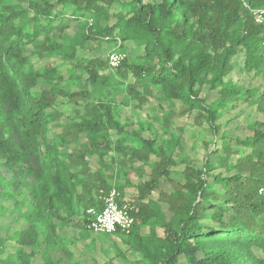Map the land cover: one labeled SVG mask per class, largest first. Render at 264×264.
I'll list each match as a JSON object with an SVG mask.
<instances>
[{
  "label": "trees",
  "instance_id": "1",
  "mask_svg": "<svg viewBox=\"0 0 264 264\" xmlns=\"http://www.w3.org/2000/svg\"><path fill=\"white\" fill-rule=\"evenodd\" d=\"M258 9L264 0H0V201L23 223L0 234V264H69L60 230L79 215L89 229V210L127 188L136 190L128 202L135 224L106 234L114 238L107 264H178L182 256L187 264H264V123L251 125V139H235L238 149L223 135L202 167L187 162L175 172L179 139L153 123L121 121L114 95L142 107L157 90L162 108L182 102V114L195 113L215 138L235 102L264 113V88L256 98L231 78L239 54L244 70L264 76ZM104 41L139 55L114 70L78 57ZM205 87L219 93L215 102L202 97ZM60 99L77 105L75 116L58 110ZM165 113L164 134L172 121ZM165 182L172 190L153 199Z\"/></svg>",
  "mask_w": 264,
  "mask_h": 264
},
{
  "label": "rangeland",
  "instance_id": "2",
  "mask_svg": "<svg viewBox=\"0 0 264 264\" xmlns=\"http://www.w3.org/2000/svg\"><path fill=\"white\" fill-rule=\"evenodd\" d=\"M76 30V24L72 21L68 32L70 34H74ZM119 50V42L104 41L100 45H97L96 43L89 44L86 50H80L78 52V57L85 61L94 56L107 60L111 53ZM125 53L131 57L139 55L131 49L125 51ZM31 62L35 64L36 67L42 66L45 63V61L39 60L37 56H32ZM243 62L244 56L242 54L233 58L234 70L231 74V78L235 84L242 89L256 91L257 98L260 94L259 92H261L264 88V76L257 75L255 72L250 73L244 70ZM114 95H117V103L122 104V111L120 114L121 121L124 122L125 120H130L132 122H138L142 120L153 123L158 132L163 134L165 138L170 139L171 137H175L179 139L180 146L175 154L178 165L173 168L175 172L183 171L187 162H195L198 166L202 167L210 150H213L215 145H221V138L223 135L233 146H235V139L244 141L253 137L251 125L254 122L264 123V113L260 112L255 104H250L246 100H239L235 102L234 105L231 106L218 120L217 123L218 125H221V130L215 138L208 124H200L195 120V113L182 114L185 109V105L182 102L174 101L166 103L164 106L168 107V109L165 110L162 108L157 100L159 97L157 90L154 91V96L149 99V102L142 107H139L136 101L125 99V96L121 95L119 92ZM202 97L205 98L209 104H211L219 98V93L217 91L210 92L208 87H205L202 91ZM75 109H77V105L69 102L67 99H60L58 106L59 111L75 116ZM164 113L169 115L170 119H172L170 128L166 134H164L163 125L160 122L165 117ZM67 122L68 120L65 118L64 124ZM130 130H132V128H130ZM55 131H58V129H55ZM55 131L52 130V132ZM235 149H238V147L235 146ZM210 158L214 163L217 161L215 156H210ZM154 160L155 158H153L152 161ZM92 164L93 166H96L94 161ZM149 169V166L145 167L146 172H149ZM218 172L227 173L223 167H220L219 170L216 171V173ZM132 178L134 181H137L136 175H133ZM175 178H178L177 175ZM160 190L168 193L172 189L168 183H163L161 189L153 195L155 199L158 197ZM132 193L133 190L130 189L128 191V195L130 196ZM1 205H3V208ZM163 207L167 209L168 206L163 204ZM18 216L19 213L15 211L11 202L0 201V234L2 236L6 235L7 229L10 227L13 231L22 228L23 223L16 221ZM76 219L77 220H74L62 232L66 234L65 238L68 239L70 243H73L72 247L76 251L81 249V244L79 243L81 240L100 241L104 239L107 244L112 245L113 238H108L106 234H97L91 229H85L82 215H79ZM8 251L11 250L8 249ZM39 258H43L42 254ZM107 259H109V257ZM104 261H106V259H104ZM121 262H123V260H121ZM178 264H187L186 259L183 256L180 257Z\"/></svg>",
  "mask_w": 264,
  "mask_h": 264
},
{
  "label": "built area",
  "instance_id": "3",
  "mask_svg": "<svg viewBox=\"0 0 264 264\" xmlns=\"http://www.w3.org/2000/svg\"><path fill=\"white\" fill-rule=\"evenodd\" d=\"M254 20L264 25V9L251 11ZM263 56H264V32H263ZM127 54L120 51L111 53L108 58V66L111 70L118 69L126 59ZM264 189L261 190L263 192ZM103 208L100 212L90 209L89 214L94 216L89 229L97 234H114L117 231L128 233L135 224V218L131 215L129 204L123 201L119 192L112 189L103 198Z\"/></svg>",
  "mask_w": 264,
  "mask_h": 264
},
{
  "label": "crops",
  "instance_id": "4",
  "mask_svg": "<svg viewBox=\"0 0 264 264\" xmlns=\"http://www.w3.org/2000/svg\"><path fill=\"white\" fill-rule=\"evenodd\" d=\"M132 183L137 184V181H134L133 178H131ZM132 189V188H127L125 190V194L123 197H121V199L125 202H131L133 200V198L136 196V190H133L132 195H128V191ZM153 199H155L152 196ZM162 209L165 212L167 209H165V207H163L162 204ZM66 228V227H65ZM64 228V229H65ZM64 229L60 230V234L62 236H66L65 233H62ZM162 229H158L159 234H161ZM149 233V228L146 227L143 230V234H147ZM103 240V241H102ZM102 240H81V242H79L81 244V249H79V251L75 250L72 245L73 243H70L67 239V243H69L68 245L70 246V249L73 252V257L70 261H68V263H78V264H107L110 262V260L114 257V251L112 249V245L111 244H107L105 242L104 239ZM114 241V238H113ZM112 241V242H113ZM118 243V246L120 249L122 250H126L127 247H125L123 244ZM124 247V248H123ZM111 250V251H110ZM127 255V258L130 259L129 255ZM109 257V259H107ZM104 259H106V261H104ZM113 263H119V264H125L124 262H121V260H113Z\"/></svg>",
  "mask_w": 264,
  "mask_h": 264
}]
</instances>
